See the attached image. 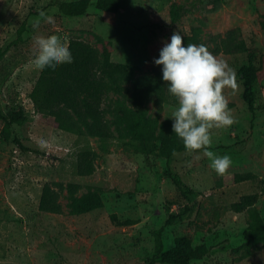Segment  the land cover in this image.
Wrapping results in <instances>:
<instances>
[{"label": "rangeland", "instance_id": "374dc122", "mask_svg": "<svg viewBox=\"0 0 264 264\" xmlns=\"http://www.w3.org/2000/svg\"><path fill=\"white\" fill-rule=\"evenodd\" d=\"M61 1L0 0V106L8 109L10 93L17 92L14 104L21 103L28 113L24 123H14L9 140L2 135L0 119V264H148L156 250V229L169 212L185 206L190 208L187 217L166 225L163 238L168 247L179 243V237L193 244L206 242L208 253L190 264H264V242L246 241L243 235L254 210L264 217V0H121L117 15L105 14L96 0H89L87 12L78 17L62 13ZM38 10L55 23L42 22L34 29ZM231 29L237 30L243 49L213 53L235 70L238 83L237 90L223 92L235 122L211 130L209 150L232 158L223 176L212 169L203 150L177 153L169 165L158 148L152 154L136 151L126 143L133 137L115 125V137L106 147L99 137L87 136L96 152L95 171L79 175L77 135L49 124L30 97L41 72L32 63L38 35H59L67 44L79 37L100 49L107 47L112 60L132 64L141 74L163 68L154 59L175 31H181L185 46V37H197L196 32L210 46L212 34L225 36ZM249 62L263 65L255 117L238 73ZM119 82L131 87L130 81ZM118 97L112 91L106 102ZM177 103L150 102L147 116L173 121L169 116ZM107 116L114 118L112 113ZM15 136L27 148L19 146ZM40 140L47 141L46 148L38 146ZM170 167L198 192L196 196L188 199L180 193L168 174ZM238 172L253 176L235 181ZM71 181L80 184L77 195L98 193L104 206L71 213L66 189ZM46 183L60 191L62 213L40 209ZM252 193L258 195L254 205L241 211L232 207Z\"/></svg>", "mask_w": 264, "mask_h": 264}, {"label": "trees", "instance_id": "16d2710c", "mask_svg": "<svg viewBox=\"0 0 264 264\" xmlns=\"http://www.w3.org/2000/svg\"><path fill=\"white\" fill-rule=\"evenodd\" d=\"M89 0H62L59 8L67 16H82L87 12ZM121 0H96V6L105 14L117 15L121 8ZM236 29L228 31L227 35L212 34L209 38L214 54L236 53L243 49V42L238 38ZM187 38V44L195 42L206 44L198 37ZM74 57L73 63L57 66L55 70L45 68L41 70L30 92L35 110L51 125L75 133L78 146L76 158V172L79 175H90L95 171L96 152L92 148L87 136L99 137L106 147L115 137L113 125L123 135L133 138L126 143L136 151L152 154L159 149L161 155L169 162L177 153L183 152L182 140L173 132V121L169 118L159 121L147 116V105L150 102L164 104L176 98L168 92V85L162 79V69L136 74L135 66L127 62L114 61L110 50L100 49L94 44L79 37H72L68 44ZM262 63H244L238 70L243 80V97L248 103L252 117L258 110L257 83ZM120 80L130 81L131 87L120 86ZM115 91L120 97L106 102L109 94ZM8 109L0 106V119L3 121V137L11 138L14 123H24L28 113L21 103L14 104L17 92L10 93ZM108 113L114 115L108 118ZM14 141L22 148H27L15 136ZM156 139L160 144H156ZM175 152V155L173 153ZM169 176L173 179L180 193L192 199L197 195L179 173L170 167ZM253 176L251 172H238L235 181H242ZM80 188L78 182H68L66 189L71 199L69 206L71 213L81 214L104 206V201L98 193L77 195ZM258 195L255 193L244 195L239 201L232 203L236 211H241L255 204ZM39 207L42 210L62 213L64 207L60 201V191L50 183L43 187ZM190 212L185 206L178 212H169L164 217V223L156 229V250L148 264L161 261L170 264H190L191 261L202 259L208 253L206 242L193 244L186 237H179V243L168 247L163 231L166 225L176 224L184 220ZM246 241L264 242V217L258 210H254L251 221L243 231Z\"/></svg>", "mask_w": 264, "mask_h": 264}, {"label": "clouds", "instance_id": "9594fccd", "mask_svg": "<svg viewBox=\"0 0 264 264\" xmlns=\"http://www.w3.org/2000/svg\"><path fill=\"white\" fill-rule=\"evenodd\" d=\"M42 22L54 24L55 20L38 10V16L32 21L33 28L38 29ZM35 46L37 51L32 63L39 70H55L59 65L74 62L67 42L59 35H38ZM154 63L163 66L162 79L178 102L169 116L173 119V132L189 153L203 150L211 161L212 169L220 176L225 175L232 165V158L209 149L211 130L230 127L235 122L223 94L225 88L237 90L235 70L225 60L213 55L204 44L185 46L180 30L175 31L170 42L165 43ZM38 146L46 148L47 141H38Z\"/></svg>", "mask_w": 264, "mask_h": 264}]
</instances>
